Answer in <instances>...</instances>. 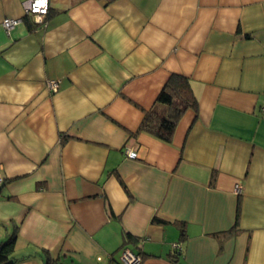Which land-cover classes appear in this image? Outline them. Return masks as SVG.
<instances>
[{"label":"crops","instance_id":"crops-1","mask_svg":"<svg viewBox=\"0 0 264 264\" xmlns=\"http://www.w3.org/2000/svg\"><path fill=\"white\" fill-rule=\"evenodd\" d=\"M23 1L0 0L15 264H120L124 247L141 264H264V0H49L42 23ZM6 17L22 22L7 33ZM172 74L197 111L165 143L140 127Z\"/></svg>","mask_w":264,"mask_h":264},{"label":"trees","instance_id":"trees-1","mask_svg":"<svg viewBox=\"0 0 264 264\" xmlns=\"http://www.w3.org/2000/svg\"><path fill=\"white\" fill-rule=\"evenodd\" d=\"M156 103L164 105L166 111L150 110L144 117L140 129L165 143H170L183 114L187 110L197 111V100L193 94L189 79L182 75H170L159 92ZM235 231L236 229L229 231L227 234H234ZM126 238L127 242L135 240L130 235H126ZM15 240L16 233L13 232L6 240L0 242V264H15L12 258ZM45 264H54V261L47 255Z\"/></svg>","mask_w":264,"mask_h":264},{"label":"built area","instance_id":"built-area-1","mask_svg":"<svg viewBox=\"0 0 264 264\" xmlns=\"http://www.w3.org/2000/svg\"><path fill=\"white\" fill-rule=\"evenodd\" d=\"M49 10V0H25L22 2V13L23 15H31L37 23H42L44 17L48 14ZM22 22L21 17L16 18H4L1 21L2 28L9 33L11 29H13L16 25ZM58 80H48L46 81V87L51 93H55L58 90ZM126 154L129 158H136V153L127 150ZM3 179L0 177V185H2ZM241 186L236 185L235 191L236 193H240ZM173 251H179L180 246L178 243L172 244ZM142 258L139 254L134 253L128 247H124L121 250L120 255V264H141Z\"/></svg>","mask_w":264,"mask_h":264}]
</instances>
